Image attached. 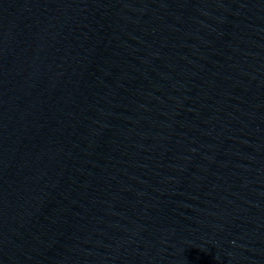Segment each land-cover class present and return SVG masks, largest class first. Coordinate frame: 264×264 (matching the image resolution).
<instances>
[{"label": "water", "instance_id": "95a60500", "mask_svg": "<svg viewBox=\"0 0 264 264\" xmlns=\"http://www.w3.org/2000/svg\"><path fill=\"white\" fill-rule=\"evenodd\" d=\"M169 0H0V264H123Z\"/></svg>", "mask_w": 264, "mask_h": 264}]
</instances>
